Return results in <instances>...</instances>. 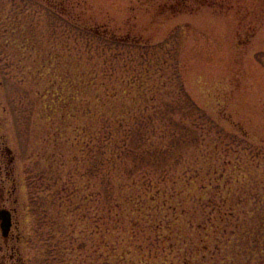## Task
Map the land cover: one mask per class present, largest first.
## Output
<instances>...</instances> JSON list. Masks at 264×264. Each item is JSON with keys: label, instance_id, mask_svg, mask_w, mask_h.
<instances>
[{"label": "rangeland", "instance_id": "obj_1", "mask_svg": "<svg viewBox=\"0 0 264 264\" xmlns=\"http://www.w3.org/2000/svg\"><path fill=\"white\" fill-rule=\"evenodd\" d=\"M15 1L16 18L0 25V147L11 151L4 158L5 165L10 157L15 158L12 175L8 178L5 170L0 174V188L6 196L0 203L5 200L7 207L16 208L17 264H100L94 251L98 239L87 241L81 232L83 210L76 211L80 222L72 224L74 211L66 202L53 203L51 192L62 191L65 197L75 191L79 199L84 191L95 189L90 170L96 160V142L77 132L71 135L78 121L65 132L59 95L66 90L60 92V84L69 65L91 70V65H84L102 63L104 57L109 61L116 48L123 55L149 50V55L166 60L173 76L179 67L185 89L180 84L170 86L166 98L186 106L190 98L211 117L225 118L222 136L218 138L219 131L213 127L204 132L205 141L221 142L226 159L239 160L240 168L232 173L234 167L229 164L220 190L214 167H207L202 175L211 171L206 179L209 191L239 192L234 198L242 197L244 231L260 226L255 218L264 213V0ZM96 30H106L110 36L143 33L154 42L142 48L111 44L92 33ZM192 113H198L197 109ZM88 121L94 132L99 126L94 115ZM53 151L57 152L55 162ZM193 152L198 156L197 149ZM194 155L191 163H196ZM37 206L33 213L31 208ZM55 219H60L62 228V236L57 226L52 240L59 242L57 249L43 234L46 225L56 224ZM223 239L227 245V236ZM249 240L245 234L241 253L233 260L226 257L230 248H224L222 264H264L263 253L250 252L253 243ZM215 261L210 257L206 263Z\"/></svg>", "mask_w": 264, "mask_h": 264}, {"label": "trees", "instance_id": "obj_2", "mask_svg": "<svg viewBox=\"0 0 264 264\" xmlns=\"http://www.w3.org/2000/svg\"><path fill=\"white\" fill-rule=\"evenodd\" d=\"M92 33L117 45L142 48L140 45L154 42L143 33L125 36H110L106 30ZM116 51L109 61L104 57L102 63L84 65H91V70L69 65L64 71L60 92L66 93L59 98L65 132L78 121L71 135L77 132L80 137L84 134L81 138H94L96 160L90 171L95 177V189L84 191L79 199L75 191H68L65 197L62 191L51 192L52 202L68 203L69 210L75 213L71 221L74 225L80 222L76 211L83 210L81 232L87 241L98 239L93 248L100 264H207L210 257L216 259L214 264H222L220 256L224 248H230L226 252L230 260L241 253L245 234L253 243L250 252L264 254V213L255 218L259 227L244 231L239 205L243 203L242 197L234 198V193L239 192L225 195L224 191H209L211 185L206 179L211 171L202 175L207 167L211 170L214 167L220 190L229 164L234 167L232 173L240 168L239 160L233 163L232 159H226L221 142L215 138L205 141L204 132L213 127L219 131L216 136H222L225 118L211 117L190 98L187 106L177 104L175 98H166L170 86L180 84L185 89L179 67L173 76L165 66L166 60L149 55V50L129 51L126 55L117 48ZM193 109L198 113L193 114ZM92 115L99 124L94 132L88 121ZM53 146L58 147L57 138ZM194 149L198 150V156ZM91 151L92 147L88 152ZM52 154L55 162L57 152ZM193 155L196 163L190 161ZM209 159L218 162L209 163ZM87 171L88 168L85 175ZM88 187L89 184L85 189ZM197 187L199 191H195ZM37 208L32 207V212ZM58 220L53 221L56 224L51 228L46 225L43 233L46 242L56 249L59 242L52 240L57 226L62 236Z\"/></svg>", "mask_w": 264, "mask_h": 264}, {"label": "flooded vegetation", "instance_id": "obj_3", "mask_svg": "<svg viewBox=\"0 0 264 264\" xmlns=\"http://www.w3.org/2000/svg\"><path fill=\"white\" fill-rule=\"evenodd\" d=\"M15 7H16L15 0H0V25L3 23L5 24L6 19L16 18ZM11 9H14V11L10 12ZM14 41H16V38L14 39ZM3 46L4 48H7V45H3ZM0 53H1V49H0ZM0 65H2L1 62ZM5 150L6 152H4L0 147V174L5 172L8 177L9 175H12L14 171L15 158L10 157L9 160L7 161L8 165H5L4 158L6 159V157H8L9 154L11 153V151L7 147ZM1 153L2 155H6V156H2ZM3 190L4 188L1 187L0 188L1 199H5L6 197L5 191ZM3 202H5V200L4 201L1 200L0 209L5 207L10 210L12 214V227L10 232L6 236H3L0 232V264H17L18 261L16 260V208L11 209L7 207Z\"/></svg>", "mask_w": 264, "mask_h": 264}, {"label": "water", "instance_id": "obj_4", "mask_svg": "<svg viewBox=\"0 0 264 264\" xmlns=\"http://www.w3.org/2000/svg\"><path fill=\"white\" fill-rule=\"evenodd\" d=\"M12 226V217L7 209L0 210V227L4 236L8 234Z\"/></svg>", "mask_w": 264, "mask_h": 264}]
</instances>
